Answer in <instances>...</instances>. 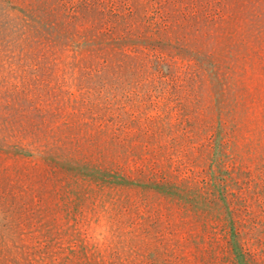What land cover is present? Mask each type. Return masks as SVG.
I'll list each match as a JSON object with an SVG mask.
<instances>
[{"label":"rangeland","instance_id":"1","mask_svg":"<svg viewBox=\"0 0 264 264\" xmlns=\"http://www.w3.org/2000/svg\"><path fill=\"white\" fill-rule=\"evenodd\" d=\"M0 264H264V0H0Z\"/></svg>","mask_w":264,"mask_h":264}]
</instances>
